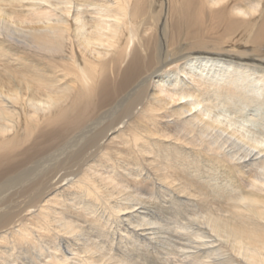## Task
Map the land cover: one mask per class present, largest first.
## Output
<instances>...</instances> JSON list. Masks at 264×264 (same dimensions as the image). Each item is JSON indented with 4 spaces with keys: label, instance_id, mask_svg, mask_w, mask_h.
Returning <instances> with one entry per match:
<instances>
[{
    "label": "bare ground",
    "instance_id": "1",
    "mask_svg": "<svg viewBox=\"0 0 264 264\" xmlns=\"http://www.w3.org/2000/svg\"><path fill=\"white\" fill-rule=\"evenodd\" d=\"M0 264H264V0H0Z\"/></svg>",
    "mask_w": 264,
    "mask_h": 264
},
{
    "label": "rangeland",
    "instance_id": "2",
    "mask_svg": "<svg viewBox=\"0 0 264 264\" xmlns=\"http://www.w3.org/2000/svg\"><path fill=\"white\" fill-rule=\"evenodd\" d=\"M251 136V135H250Z\"/></svg>",
    "mask_w": 264,
    "mask_h": 264
}]
</instances>
